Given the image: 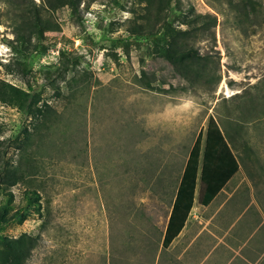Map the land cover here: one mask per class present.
<instances>
[{"label": "rangeland", "instance_id": "obj_1", "mask_svg": "<svg viewBox=\"0 0 264 264\" xmlns=\"http://www.w3.org/2000/svg\"><path fill=\"white\" fill-rule=\"evenodd\" d=\"M178 2L177 15L192 7L216 16L188 45L210 56L217 83L182 78L157 53L163 31L130 36L143 14L135 0H82L79 21L67 5L48 12L59 30L45 32L47 51L22 58L26 69H18L2 40L13 37L15 20L0 0V79L33 87L37 105L57 112L41 125L35 104L25 112L0 100V173L25 175L0 189L1 204L12 194L6 216L23 215L0 227V236L35 238L24 264H177L176 251L161 241L178 178L209 115L235 128L237 147L263 167L264 0H251L244 17L227 0ZM222 92L238 94L225 101ZM240 162L258 177L261 171Z\"/></svg>", "mask_w": 264, "mask_h": 264}, {"label": "trees", "instance_id": "obj_2", "mask_svg": "<svg viewBox=\"0 0 264 264\" xmlns=\"http://www.w3.org/2000/svg\"><path fill=\"white\" fill-rule=\"evenodd\" d=\"M10 7L12 20L11 24L13 37H4L2 40L11 48L17 56L15 64L18 69L25 70L24 60L30 54H44L48 47L44 43L45 32L59 30L58 23L48 15L56 9L67 5L72 16H76L78 21L80 16V3L82 0H4ZM142 5L143 14L141 20L130 30V36H151L159 31H163L165 38L157 53L164 57L174 68V70L189 83L193 84L200 80L203 83H217L220 76L209 75L206 63L210 56L201 54L196 48L188 45V40L196 35L204 34L209 27L216 25V16L210 14L195 13L191 7L186 13L177 15L179 9L178 0H135ZM251 3V0H248ZM230 8L243 17L249 14L246 0H227ZM251 10L254 9L252 4ZM247 9V10H246ZM176 11V12H175ZM3 12H0V17ZM172 16V17H171ZM176 22L178 24H176ZM1 35V34H0ZM70 65L67 60L62 62V70L66 71ZM60 75V72H58ZM35 89L28 85V91L16 87L0 79V100L17 105L19 108L30 112L33 104L40 119V124L46 125L49 117L56 116V110L43 102L38 106L39 99ZM32 112V110H31ZM40 126V125H39ZM36 130L38 127L36 126ZM203 144L201 145V141ZM200 169V189L203 199L202 204L208 203L220 190L224 183L237 171L238 161L233 154L231 147L227 144L216 120L209 115L207 124L203 132H199L192 144L187 160L178 178L171 208L168 215L167 224L162 237V247L166 248L177 236L183 227L188 213L191 209L196 187V179ZM25 175L0 173V189L15 185ZM10 198L11 192H8ZM38 195L31 190L28 192V199L36 201ZM7 204L0 202V227L9 223L12 219L22 220L23 215L17 217L16 214L6 216L9 209ZM15 217V218H14ZM35 238L27 234H22L17 238L0 236V264H24Z\"/></svg>", "mask_w": 264, "mask_h": 264}, {"label": "crops", "instance_id": "obj_3", "mask_svg": "<svg viewBox=\"0 0 264 264\" xmlns=\"http://www.w3.org/2000/svg\"><path fill=\"white\" fill-rule=\"evenodd\" d=\"M222 93L225 101L238 94ZM216 122L237 158L238 169L206 204L201 203L199 169L187 219L165 251H176L177 264H264V165L253 167L249 151L237 147L240 133L226 121L224 128ZM241 159L248 162L249 171H261L257 178L246 173Z\"/></svg>", "mask_w": 264, "mask_h": 264}]
</instances>
